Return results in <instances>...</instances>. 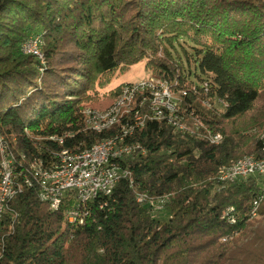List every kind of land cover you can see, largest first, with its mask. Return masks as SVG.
<instances>
[{"label": "trees", "instance_id": "1", "mask_svg": "<svg viewBox=\"0 0 264 264\" xmlns=\"http://www.w3.org/2000/svg\"><path fill=\"white\" fill-rule=\"evenodd\" d=\"M34 34L44 64L21 51ZM179 39L209 82L184 105L222 141L147 120L126 136L144 150L120 160L130 180L88 204L81 224L64 217L72 196L56 212L26 187L8 202L18 216L0 228V264H264V197L251 214L258 181L217 173L263 151L264 0H0V138L29 162L109 137L114 128L86 129L82 110L112 105L124 84L107 88L112 78L143 61L150 76L189 88L190 72L166 56ZM65 133L62 145L47 139ZM164 196L167 218L153 213Z\"/></svg>", "mask_w": 264, "mask_h": 264}, {"label": "built area", "instance_id": "2", "mask_svg": "<svg viewBox=\"0 0 264 264\" xmlns=\"http://www.w3.org/2000/svg\"><path fill=\"white\" fill-rule=\"evenodd\" d=\"M35 50L38 54V49L35 48ZM191 80L192 84L189 88H181L177 86L176 82L149 76L145 81H137L132 86H124L125 94L121 99H126V89H133V99L139 97V94H149V101L144 102L143 106H151V113H146L145 117L169 119V112H178L183 116L199 119L193 110H189L187 106L182 104V97H187L192 93L198 95V87L207 92L209 82L205 79L197 81L196 78H191ZM200 103L205 107H211L212 105L207 99H201ZM131 104L132 101H128V106L118 111L120 118L123 110L130 107ZM181 133L194 134L198 131L196 128L181 127ZM211 137L209 130V138L206 139L210 142ZM139 150L144 153L143 149L139 148ZM64 152L62 151V155H64ZM132 154L133 152H103V148H96L94 155L84 160H77V166L72 171H62V168H55L56 159H53V153L48 151L47 155H39L38 151V161L50 164L54 168V175L41 177V189L38 192V197L45 201L48 206H53L57 212L68 201V196H72L74 203L64 212L66 222L70 225H75V222L84 223L89 216L88 204L98 197L110 196L112 194L111 183L126 176L125 172L118 171L119 159ZM3 173L5 186L0 197V227H5L6 224L11 225L18 216L14 209L7 208V201L26 190V179L25 182H17V174H23V170L22 173H15L13 169L6 167L5 160ZM248 178H255L260 185L259 195L252 203V214L260 194H262V189H264V162H260L258 157L240 163V170H231V167H228L222 170V176L219 180L234 182ZM138 200H142V197L139 196ZM162 208L163 206L153 208V213L155 214L156 211ZM230 210L232 209H228L227 212H230ZM230 220L234 222V217Z\"/></svg>", "mask_w": 264, "mask_h": 264}, {"label": "bare ground", "instance_id": "3", "mask_svg": "<svg viewBox=\"0 0 264 264\" xmlns=\"http://www.w3.org/2000/svg\"><path fill=\"white\" fill-rule=\"evenodd\" d=\"M42 38L39 34L30 36L26 39L21 45V51L25 54L34 55L41 64H44V58L41 52ZM38 49V54L36 52ZM145 81V79L140 80ZM135 82L124 83L118 93L115 102L105 110L91 109L86 107L82 110L84 125L85 128L96 132L101 133L109 129H115L114 133L109 137L102 138L94 142L89 147H60L59 149L51 152L53 153V159L55 160V168H62V171H72L73 168L77 166V160H84L89 156L94 155V150L96 148H103V152H134L139 144L131 143L126 141V136L131 135L137 128L144 126L147 120H164L172 128L181 132V127L196 128L199 136L204 138H209V130L211 133L210 143L218 144L222 141L223 136L220 132L209 129L208 126L201 122V119H194V117H187L179 114L178 112H169V119H160V117H145L146 113H151V106H143L144 102L149 101V94H139V97L133 99V89H126V99H121L125 94L124 86H132ZM182 97V104H186ZM128 101H132L130 107L125 108L122 112V116L118 114L119 110H122L123 107L128 106ZM71 133H65L63 136L51 135L47 136V139L57 142L59 145L63 144V138L66 136H71ZM262 154L259 156L253 155H244L240 158H237L233 162L227 165H223L218 170V180L221 179L222 170H225L228 167H231V170H240V163L250 160L257 159L259 157L260 162H264V132L259 136ZM2 142V143H1ZM62 151L64 155H62ZM137 151V150H136ZM6 160V167L13 169L17 174V182H25L26 187H37V191L41 189V177H50L54 175V168L50 164L40 163L38 157L32 158L29 162L26 160L24 153L19 154L18 158L15 157L14 153L7 148L6 142L0 138V197L2 194V189L5 186V176L3 173V166ZM118 163V171L125 172V175L130 177L129 170ZM130 180V178H129ZM117 181L111 183V192L115 187ZM264 197V189H262V194L258 199L255 209L252 213V216L257 215V209L261 199ZM40 199V197H39ZM166 196L160 198L158 202L154 205V208H159L163 204ZM42 202V199H40ZM7 201V206H8ZM0 208H1V198H0ZM49 210L56 211L53 206H48ZM0 222H1V213H0ZM81 224L82 222H75ZM1 228V227H0Z\"/></svg>", "mask_w": 264, "mask_h": 264}, {"label": "rangeland", "instance_id": "4", "mask_svg": "<svg viewBox=\"0 0 264 264\" xmlns=\"http://www.w3.org/2000/svg\"><path fill=\"white\" fill-rule=\"evenodd\" d=\"M34 35H36V34H34ZM34 35H31V36H34ZM167 49H168V52H167L168 54L166 53V56L180 62L183 66L184 72L185 73L190 72V77L192 79H195L196 75H199V71L197 69V63L191 58V55H190V54H193V46L189 41H186L184 39H179L178 41H176L173 44V46L167 47ZM187 55L189 56V60H187ZM149 76H150V72L144 68V61H143V62H140V63L132 66L129 70H127L123 73H119L118 75L114 76L112 78L111 83L109 84V86L107 88H110V87H113L115 85H119L122 83L137 82V81L146 79ZM87 107L88 108L90 107L91 109L95 108V107H91V106H87ZM95 109H98V108H95ZM98 110H102V109H98ZM263 132H261V133H263ZM260 134H259V136H260ZM155 214L159 215L162 218L168 217L166 210L163 208L156 211ZM256 217H257V215H256Z\"/></svg>", "mask_w": 264, "mask_h": 264}]
</instances>
